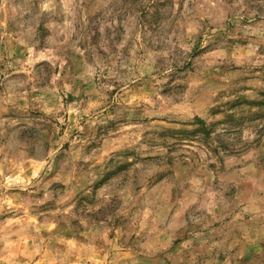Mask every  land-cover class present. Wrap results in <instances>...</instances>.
<instances>
[{
	"label": "clouds",
	"instance_id": "obj_1",
	"mask_svg": "<svg viewBox=\"0 0 264 264\" xmlns=\"http://www.w3.org/2000/svg\"><path fill=\"white\" fill-rule=\"evenodd\" d=\"M0 264H264V0H0Z\"/></svg>",
	"mask_w": 264,
	"mask_h": 264
}]
</instances>
